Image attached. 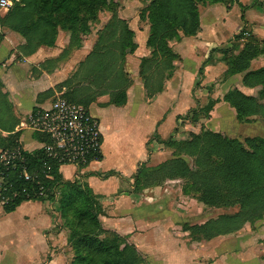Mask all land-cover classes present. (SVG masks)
<instances>
[{"label":"trees","instance_id":"1","mask_svg":"<svg viewBox=\"0 0 264 264\" xmlns=\"http://www.w3.org/2000/svg\"><path fill=\"white\" fill-rule=\"evenodd\" d=\"M17 1L15 8L0 21V27L24 39L22 54L25 57L35 54L42 46H55L59 33L58 15L69 14L71 32L79 26L77 0H14ZM111 1L91 0L90 6L106 7ZM235 3H239L238 0H151L147 8L150 26L147 48L150 56L141 61V74L150 99L163 92L165 83L175 72L174 63L179 58L170 47L171 43L180 41L181 36L196 37L201 32V5L222 4L231 9ZM135 39L128 22L114 17L98 33L92 52L78 70L54 91L47 92L43 100L66 90L65 99L87 110L104 96L110 97L109 105L125 107L131 85L125 62L127 56L133 55L138 48ZM83 46L81 44L77 49ZM260 58L264 59V41H250L238 56H233L229 66L231 77L243 74L242 83L246 89H261L260 99L245 95L238 89L230 90L223 98L235 110L239 123H248L253 118L264 120V104L259 101H264V68L251 71L253 61ZM1 87L0 82V90ZM213 107L206 110L208 115ZM18 126L19 121L7 104V96L0 94V141L6 144L2 148L4 151L22 149L19 142L21 132L16 131ZM3 133L7 136L4 137ZM37 140L49 144L48 139ZM164 145L173 151L172 158L157 168H148L143 164L135 178L136 192L181 180L184 196L195 199L204 207L237 210L235 214L219 216L203 225L184 224L182 230L192 242L232 237L245 227H253L264 220L263 138H246L241 142L222 133L202 131L189 140H170ZM23 156L26 163L22 164L37 174L39 180L38 183H26L20 178V170L9 172L15 188L13 192L19 196L3 195L10 199L3 206L5 214L15 212L26 202L55 204L60 195V218L63 226L72 233L73 264H146L125 237L103 229L100 221L103 210L99 199L87 185L64 181L59 172L60 165L50 161L43 151L23 152ZM102 159L99 156L98 162ZM185 159L191 160L192 164ZM45 165L52 168L51 179L46 178ZM111 176L112 172L106 177ZM41 189L45 191L44 196H40Z\"/></svg>","mask_w":264,"mask_h":264},{"label":"crops","instance_id":"2","mask_svg":"<svg viewBox=\"0 0 264 264\" xmlns=\"http://www.w3.org/2000/svg\"><path fill=\"white\" fill-rule=\"evenodd\" d=\"M254 1L238 0L239 3H235L231 9L222 4L218 5L224 8H218V5L208 6V14L211 18L209 25L204 26L206 24L205 18L201 16V32L198 36H181L180 41L171 43L170 47L179 58L174 63L175 72L173 77L165 83L163 92L158 93L152 99L147 96L141 74V61L150 56V51L147 48L150 26L143 37L146 40V44L144 41L143 46L138 42L137 32L130 27L136 35L135 42L138 48L133 55L127 56L125 62V71L131 82L127 91V105L122 108L109 105L110 97L104 96L98 98L88 109L100 124L104 140L103 159L101 162L92 164L87 170L92 175L83 181L85 185H89L94 195L99 199L102 210L107 211L110 216V219L100 217L103 229L125 237L129 244L135 246L138 253L140 249L135 239L137 234H132L131 229L125 227L124 224L128 222V219L132 221L131 214H133L134 207L144 206V200H146L144 196L150 189L136 193V175L143 164H146L148 168H157L172 158L173 151L167 148L165 143L170 140H189L190 136L202 132H191L187 139L180 138L182 135L178 133L177 123L182 122L181 118L184 117L182 115L197 109L196 99L198 96L195 97L191 90L194 85L197 86L201 77L205 79L204 82L218 77V71L213 72L215 67L221 66L224 72L227 63L223 56L227 53L225 49L228 44L236 42V46H231V49L232 53L238 56L248 42L261 43L264 41V9H261L262 7L253 8ZM232 15H238L237 19L241 24V26H236L237 24L232 23L233 29L237 27V31L234 32H230L229 29L232 27L229 23L236 21L235 18L231 19ZM219 24L225 27V32L218 28ZM0 34L3 37V40L0 41V82L2 85L0 94L7 96V104L14 117L19 121L16 131L21 132L19 139L21 147L26 152L33 153L41 149V144L25 128L29 116L38 109L46 107V102L54 97L64 96L66 90L60 93L56 92L53 97L43 100L47 92L54 91L58 85L64 83L78 70L80 64L92 52L96 40L85 41L82 48L75 49L70 61H65L60 72H53L47 69L49 66L47 64L52 62L51 59L55 54L57 57L62 53V50L57 54L59 52L57 48L42 46L35 54L25 57L22 54L25 41L19 34L2 27H0ZM60 39L59 32L56 47L60 46ZM174 45L177 46L174 47ZM65 46L66 42L63 41L62 49ZM228 53L230 55V52ZM258 60L264 61L262 58ZM258 60L253 61L251 71L261 69L253 68ZM202 68L204 69L202 70ZM242 80L243 74L232 76L225 83L229 85L232 82L231 86L235 85L234 89H238L247 95L245 92L249 89L243 86ZM230 90L232 89H226L222 95V100ZM187 128L183 129L182 133L186 132ZM3 136L6 137L7 135L3 133ZM25 141L28 143L27 147L32 148L31 150L27 149ZM124 141L132 147L131 151L129 154L128 152L119 153V166H108V159L112 152L116 153L118 144ZM150 159L159 160V163L154 166L148 162ZM185 160L188 164H192L191 160ZM110 172H113V176L106 177ZM63 178L65 181H74L76 177L67 178L63 175ZM167 183H183V181H168L165 185ZM180 191L182 198H189L191 202H196L202 210L209 212L216 210L204 207L195 199L184 196L183 191ZM114 211H128L129 217L118 218L113 213ZM163 211L165 212V207H163ZM3 213V216L0 217V264H73L75 256L70 243L69 246L68 243L61 244L58 250L53 249L59 245L60 236L65 242L67 241L65 235L69 232L64 229L60 236L51 234L57 227L56 219L43 203L26 202L11 214ZM124 215L126 216L125 213ZM207 221L209 220L200 224L188 225H203ZM142 223L144 227L152 226V223ZM6 225L7 230L3 232L2 230ZM168 226L167 223L160 224L161 231L157 234L155 233L156 230L153 231L159 236L153 235L152 238L151 235L150 238L151 244L154 243L153 246L158 244L156 251L160 264H245V260L242 261L239 258H236L237 263L232 260L235 257H231L228 245H221L215 249L213 243L215 241L222 242L226 239H242L241 243L245 244L243 249L247 248L249 238L246 236L243 238L239 234L246 233L250 226L235 236L221 237L202 243L192 242L189 235L183 232V225L177 226L179 234L176 237L169 234ZM155 237H158V242ZM259 246L258 248H250L252 251L250 255L255 257V264H264L262 256L264 250L261 252L264 245ZM140 255L146 264H152L151 256L148 253L141 251Z\"/></svg>","mask_w":264,"mask_h":264},{"label":"rangeland","instance_id":"3","mask_svg":"<svg viewBox=\"0 0 264 264\" xmlns=\"http://www.w3.org/2000/svg\"><path fill=\"white\" fill-rule=\"evenodd\" d=\"M246 0H244L245 2ZM14 2L13 7L14 9L16 4L18 3ZM78 6L80 9L79 13V26L74 29V31H70V28H72L70 24V16L69 14L66 15H58L57 19L59 22V32H60V46L53 48H57L59 54L61 50L63 51L59 55L56 54L51 59V63H49L48 69H50L53 72H57L62 70V66L65 64V61L72 58L75 49L78 48L79 45L85 44L84 42H92L93 40H97L98 33L103 30V28L114 18L119 17L125 21L128 22L129 27H131L133 30H135L138 34V42L141 43L143 46V43L146 40H144V36L146 34L147 29L149 28V23L147 21V14H148V7L151 3V0H112L111 3H107L108 5L106 7L102 6H90L91 0H77ZM262 7V8H261ZM218 8H224L223 6H219ZM253 8H261L264 9V0H255L253 4ZM200 14L205 21V27L209 25L211 22V18L208 14V6H202L200 7ZM238 15H232V18H235L236 21L229 23L230 26H232V23L237 24L236 26H241L239 20L237 19ZM218 27L219 29H223L225 32V27L221 24ZM227 28V26H226ZM231 31L234 32L237 31V27L233 29V26L229 28ZM245 33V31H244ZM147 39V38H146ZM66 42V46L64 49H62V42ZM177 45H174V47ZM231 46H236L235 43H229L226 47V55L223 56L224 61H226L227 65L225 66L224 72L222 71L223 68L215 67L213 68V72L218 71V77L215 79H209L210 81L204 82L205 79H200L199 83H197V86L194 85L192 90L193 95L196 97V108L194 112H190L188 114H184L181 118L180 123L178 124V133H181L180 138L187 139L188 135L191 132L200 133L201 131H211V132H219L227 137H231L233 139H238L241 142H243L246 138H253V137H260L264 139V120L261 118H253L248 123H240L236 119V113L235 110L232 109L228 104H226L222 100V95L225 93L227 88L234 89L231 86L232 82L229 83V85H226L225 82H227L228 78H230L229 74V66L230 63L233 62V56L234 53H232ZM224 53V52H223ZM64 54V56H63ZM60 56H63L60 58ZM264 67V61L258 60L256 61V64H254V69L256 68H262ZM204 68H202L203 70ZM37 75V74H36ZM215 76V75H213ZM190 90V89H189ZM183 91V90H182ZM261 89L256 88L253 90L246 91L245 93L249 96H252L254 98L260 99ZM191 93V92H188ZM190 97V95H189ZM67 100V99H66ZM68 102L72 103L71 101L67 100ZM190 101V99H189ZM261 104H264L263 100H259ZM213 107V112L208 115V112L206 111L209 107ZM95 110V109H94ZM93 110V112H94ZM95 112H97L95 110ZM214 113V115H213ZM177 121V120H176ZM187 128V131L183 132V129ZM224 132V133H223ZM27 135H29L27 133ZM36 139H48L45 135L42 133H36L34 135ZM191 137V136H190ZM4 138V137H3ZM183 140V139H178ZM30 143V141L28 140ZM49 142V140H48ZM6 144L4 142L0 141V154L4 151L2 148L5 147ZM25 145L27 147L28 143L25 141ZM34 146V145H33ZM130 146H128L127 142L124 141L121 144H118V150L116 153L112 152V155L108 159V166L110 167H117L120 165V157L119 153L121 152L124 154L125 152L131 151ZM28 150H31L32 148L27 147ZM105 154V152H104ZM127 154V153H126ZM170 154V153H169ZM149 163L152 165H157L159 163V160H149ZM191 162V161H190ZM94 164V163H93ZM60 165V164H59ZM92 164L89 166H63L60 165L59 172L60 174L65 177L75 176L74 182H76L79 185H84L85 183L83 179H86L90 177V172L87 170L90 169ZM105 167V166H104ZM52 172V171H51ZM113 173V172H112ZM84 174V176H83ZM11 176H9L8 181H11ZM101 177V176H99ZM64 179V178H63ZM65 181V179H64ZM73 182V181H72ZM89 187V185L87 184ZM184 186L183 183H167L162 188H152L150 191L145 194L144 197H146V200H144V206L140 205L139 207L133 209V214H131V220L128 219V222L124 224L125 227H129L131 229L132 234H137V237L135 238L137 240V244L139 245V253L141 254V251H144L145 253H148V255L151 256V263L152 264H160L158 253L156 251V248L158 247V244L154 243L151 244L150 238L152 235H156L159 233L160 230V224L167 223L169 226L167 227V230L169 234H172L173 237H176V235L179 234L178 225L182 226L186 222L187 224H200L206 220H210L212 218H217L222 215H229V214H235L237 212L236 209H216L213 211H204L202 208L196 203L191 202L189 198L184 199L180 196L182 187ZM90 188V187H89ZM15 189V188H13ZM0 192V217L3 216V206L4 204V196H1ZM137 193V192H136ZM45 191L42 190L40 193V196H44ZM45 198H48L45 195ZM60 195L57 196L56 203L51 204L49 202L43 204L44 206H47V208L53 213L56 219L57 227H55V231L51 232L52 235L60 236L62 230H67L61 221V215H60ZM100 202V201H99ZM135 205V204H134ZM163 207H165V212L163 211ZM162 208V209H161ZM115 216L117 215L118 218L125 219L126 217H129L128 211L122 212V211H114L113 212ZM126 214V216L124 215ZM101 216L107 217L110 219V216L107 211H101ZM116 217V218H117ZM145 222L147 224H151L152 226L144 227L142 222ZM126 222V221H125ZM150 222V223H149ZM159 225V226H158ZM57 228V229H56ZM246 228V227H245ZM7 230V225L5 228H3V232ZM154 230L156 234H154ZM245 230V229H244ZM69 233L65 236H67V241L63 240V237L60 236V239L58 240V244L56 248H53L54 250H58L60 245L65 243H70L71 238V231L67 230ZM75 232V231H74ZM171 235V236H172ZM239 236L245 238V236L249 241V244L247 245V248L245 247V244L243 245L241 242L242 239H226L222 242L215 241L213 243L214 248L221 247V245H228L231 257H235L232 260L237 263L236 258H239L240 260L244 261L245 264H255V257L250 255L252 253L250 248H258L259 245H264V220L261 222H258L253 227H250L247 229L246 233H240ZM239 238V237H238ZM155 240L158 242V237H155ZM147 241V244L145 242ZM153 247H149V246ZM243 245V246H242ZM147 247V248H146ZM146 248V249H145ZM264 249H261V252ZM243 251V253H242ZM264 252V251H263ZM234 253V254H232ZM54 254V253H53ZM264 258V255H262ZM241 257V258H240ZM45 264V263H43Z\"/></svg>","mask_w":264,"mask_h":264},{"label":"built area","instance_id":"4","mask_svg":"<svg viewBox=\"0 0 264 264\" xmlns=\"http://www.w3.org/2000/svg\"><path fill=\"white\" fill-rule=\"evenodd\" d=\"M14 5V0H0V21L9 13ZM47 106L33 112L26 123V129L32 135L42 133L49 144L42 143L43 151L50 161H55L63 166H89L99 161L102 156L103 135L98 120L91 115L89 110L82 106L68 102L62 95L46 102ZM38 141V140H37ZM39 151V150H38ZM23 148L3 151L0 154V192L1 196L18 193L13 192V184L8 181V173L20 170V178L26 183H34L39 176L22 163H26ZM46 178L51 179L52 168L44 166ZM44 191V189H41ZM4 204L10 199L4 197ZM1 202V201H0Z\"/></svg>","mask_w":264,"mask_h":264}]
</instances>
